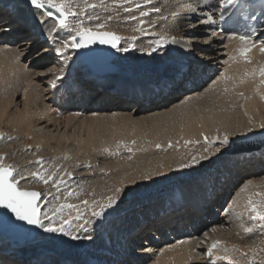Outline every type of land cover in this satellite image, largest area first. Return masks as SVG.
I'll use <instances>...</instances> for the list:
<instances>
[{
    "label": "bare ground",
    "instance_id": "bare-ground-1",
    "mask_svg": "<svg viewBox=\"0 0 264 264\" xmlns=\"http://www.w3.org/2000/svg\"><path fill=\"white\" fill-rule=\"evenodd\" d=\"M0 6L12 7L25 26L45 38V43L39 44V50L32 55L30 46L38 37H22L16 46L11 45L17 39L11 35L16 32L11 30L16 25L8 20L0 22V27L7 28L0 31V133L3 134L0 140H4L1 146L5 150L14 146L23 149L25 160L18 162L22 167L34 160L36 148L51 150L53 141L57 144L53 148L54 155L67 156L71 163L84 158L82 167L74 170L87 180L85 187L78 198L62 204H76L81 210V219H73L67 226L72 233L92 237L72 240L70 236L43 233L40 229H37L40 235L34 234L30 228L25 232L27 240L15 245L0 234V245L9 242L11 253L5 252L9 258L0 254V264H9L12 258H28L24 254L37 259L47 255L63 264H98L101 258L118 251L121 264H212V258L225 254V247L230 250L227 255L239 264H260L264 260V224L250 220L249 214L243 212L249 195L264 193V160L253 161L250 157L256 152L264 153V148H243L241 152L231 149L233 144L264 138V129L259 127L264 123V84L260 83L264 77L259 75V67L264 65V52L260 50L264 42V0H234L231 4L228 0H135V8L128 15L137 19L118 27L128 38L136 37L132 40L135 51L132 55L123 51L116 59L123 62L128 58L131 68L122 67L117 74L114 70L95 76L76 50L66 49L59 59L52 56L57 54L56 48L68 34V30L56 28L53 18L46 17L45 24L39 23L22 0H0ZM153 6L159 11H152ZM140 11H147L148 16L141 17ZM209 14L215 23H198V19ZM141 19L145 21L143 25H139ZM69 21L72 25V19ZM138 25L143 27V34L134 31ZM54 28L56 31H52ZM242 35L250 37L248 43L239 39ZM251 41H255V47ZM123 47L130 49V45ZM246 47L251 50L241 54ZM84 50L90 60L98 62L99 56L102 58L99 47ZM98 65L96 70H103L104 66ZM187 65L192 66V75L201 83L199 89L174 94L176 98L165 107L147 108L155 98L167 97L169 82ZM253 69L257 70L255 75ZM110 70L113 69L110 67ZM90 76L93 80L103 78L107 87L124 95H120V100L102 98L81 79ZM57 77L60 79L53 87L52 81ZM122 79L130 81L134 87L137 83L157 86L164 81L167 84L156 93L140 92L141 109L135 110L139 105L136 103L131 109L117 110L115 106L128 102L129 89L133 88L126 86L127 82ZM142 79L146 82L141 83ZM108 90L109 94L115 92ZM92 99L99 101L96 103L99 109L90 105ZM105 105L109 109H103ZM112 106L115 109L111 110ZM69 127L77 132H71ZM225 133L229 134V144L221 147V151L216 152L219 141L206 145L204 136L210 140L219 136L222 140ZM185 140L191 143L185 145ZM170 141L172 147L168 146ZM206 146L207 153L204 152ZM88 147H93L94 153L89 154ZM128 148L132 151H127ZM98 154L103 156L100 161L96 159ZM198 154L209 158L194 167L179 168L193 155L199 159ZM258 166L262 167L260 172L254 173ZM70 167L68 163L63 170L69 171ZM228 169L229 173L223 177L229 178L225 186L235 185L231 191L224 187L223 196L218 194L219 187L213 189L221 202L212 209L217 214L204 222V228L187 233L182 227L174 236L152 240L148 247L140 244L133 254H121L124 246L134 241L127 238L128 227L155 211L169 210L176 202L186 204L185 208L192 207L190 209L201 206L206 187ZM28 172L31 171L27 169L21 175ZM151 173L159 175L143 179ZM245 184L248 187L241 192ZM20 186L37 192L41 187L47 192L53 189L50 183L44 184L32 177L22 181ZM116 187H122V193L118 204L102 216L105 224L92 220L91 208L95 205H91V201L103 202L105 197L114 194ZM253 199L262 197L253 196ZM83 200H88L91 206L84 205ZM38 204L42 208L41 216L45 212L51 216L56 207V203L47 198L40 199ZM60 213L58 222L68 215H77L75 209L67 208ZM184 213L180 212L176 220L181 221L183 215H180ZM54 221L57 222L56 217ZM173 222H160L159 227L167 229ZM246 227L251 231L246 233ZM214 240L222 243L213 249L210 257L207 249ZM37 259L30 262L48 264ZM110 261L116 263L114 259ZM215 264H230V261L216 259Z\"/></svg>",
    "mask_w": 264,
    "mask_h": 264
},
{
    "label": "snow or ice",
    "instance_id": "snow-or-ice-1",
    "mask_svg": "<svg viewBox=\"0 0 264 264\" xmlns=\"http://www.w3.org/2000/svg\"><path fill=\"white\" fill-rule=\"evenodd\" d=\"M101 5L104 4V0H100ZM228 3H234V0H228ZM22 4L27 8L29 13L33 16L34 20H38L39 23L45 24L46 17L53 18V21L56 25V28L61 30H68L67 38L61 41V46L56 48L57 55H61L66 49H89L91 45L100 44V45H109L112 49H117L118 45H120L121 37L116 33L107 31L106 25L108 21L112 20V16H107L103 21L99 15H88V21H96L94 25L85 26L84 22L79 18L84 15L85 10L80 8L78 11L74 8V0H22ZM89 8H95L97 5L89 4ZM137 8H140V5H136ZM107 10V8H106ZM152 11H159L155 6L152 7ZM124 12H131V8H124ZM139 15L141 17L148 16L147 11H140ZM74 17L78 22V27L73 28L70 24L69 18ZM221 20L224 19L223 16V8H221ZM126 19L136 20V16H128ZM215 23L214 18L211 14L207 15L204 19H198L199 24H208ZM145 23L144 20H139V25H143ZM137 26L134 31H140L142 34L144 33V29ZM194 26V25H193ZM0 31H7L6 27H0ZM52 31H56V29H52ZM133 40L136 39L135 36L132 37ZM242 42L248 43L250 37L248 35H242L239 37ZM173 42H175V38H173ZM252 47H255V41H251ZM159 46V45H158ZM121 51L128 52L129 47H120ZM250 48H244L241 54H244L247 51H250ZM260 50L264 52V42L261 43ZM153 52L156 51V48L152 49ZM51 71V70H50ZM63 71V70H61ZM256 69H253V75L256 74ZM259 75L264 77V65L259 67ZM60 77H57L52 81L53 87L56 86L57 81ZM261 84H264V79L260 81ZM251 123V121H249ZM261 129H264V123L259 126ZM250 132L251 129L249 128ZM203 135V133H201ZM3 137V134L0 133V138ZM9 139H12L9 137ZM204 141L206 145H212L216 141H219L220 147L216 148V152L221 151V147L229 144V134L225 133L223 135L222 140L219 136L212 138L204 136ZM134 143V141H133ZM185 145L191 143V141L185 140ZM195 143H199V141H195ZM169 147H172L171 141L169 142ZM30 147V146H29ZM39 147V146H37ZM157 148H160V145H156ZM127 151L131 152L132 149L128 148ZM204 152H208V147L204 148ZM199 155V154H198ZM68 157L65 156V159ZM208 156L199 155V159H197L196 155H193L191 159L186 163H181L179 165L180 169H186L189 167H194L197 164H200L201 161L208 159ZM131 159V157H129ZM32 161H29V164H32ZM36 165H39L36 171L28 172L27 175H21V172L26 171V169L17 170L11 164H4L3 157H0V209L4 210L8 214L9 220H15L19 222H23L27 226L35 227L37 229L42 230L43 233H60L63 236H70L72 240H80V239H91V235L85 234L83 236L73 234L68 225H70L73 219L79 220L81 219V210L76 204H60L55 210L52 212L50 216L47 212L41 216L42 208L37 203L40 199L45 198L46 196H53L52 192L41 193L37 191H30L22 188L21 182L28 179V177H32L42 181L44 184H48L50 181L52 182V188L56 190L57 193L60 192V185L65 183L63 177L67 175L68 177H72L73 173L64 170L60 173L61 178L55 179L54 177L57 175L55 171L51 174H48L47 169L41 171L43 168L42 158H37L34 162ZM159 173H151L146 174L143 179L147 180L150 176H158ZM248 185L245 184L240 191H246ZM122 193V187H116L113 195H108L104 198V201H97L93 199L91 201V205H95V207L91 208L92 217H102L107 210L112 209L113 206L118 204L120 194ZM67 195H72L71 192L67 193ZM255 197H262L260 200H254ZM55 200H60L59 195L53 196ZM50 203V202H49ZM82 203L86 206H91L88 200H83ZM75 209L77 215L72 217L68 215L57 223L54 221V217L57 216L59 212L63 209ZM243 212L249 214V218L252 221L260 222L264 224V193L255 192L249 195L246 205L243 209ZM244 231L250 232V228H245ZM222 241L214 240L212 244L208 247L207 253L210 257H212L213 249L217 248ZM235 248V246H233ZM229 249L227 247L223 248L224 255H219L212 258V264H215L216 259L220 260H228L230 264H239L238 261L232 260L229 253ZM260 264H264V260L260 261Z\"/></svg>",
    "mask_w": 264,
    "mask_h": 264
},
{
    "label": "rangeland",
    "instance_id": "rangeland-1",
    "mask_svg": "<svg viewBox=\"0 0 264 264\" xmlns=\"http://www.w3.org/2000/svg\"><path fill=\"white\" fill-rule=\"evenodd\" d=\"M134 1L135 0H104V4L101 5L100 0H74V5L73 6H74V8L77 11L80 8H83L85 10L84 15L79 18L80 20H82L84 22L85 26H91V25H94L96 23V21H94V20L93 21H88V19H87L88 15H94V16L95 15H99L101 17L102 21L107 16H109V15L112 16V20L107 22L105 30L114 32V33H116L118 36H120L122 38L121 41H120V45H118V47H121L124 44L125 45H130V49L128 51V54L132 55L133 53H131V52L135 51L134 41H132L133 40V39H131L132 37L128 38V35H126L124 33H121L122 31H119L118 27L120 26V24L122 25V24H124V23H126V22L131 20V19H126V17L129 16L128 15L129 12L126 13V12L123 11V9L124 8H131L133 10L135 8V6H133ZM141 1L142 0H140V2ZM89 4H95V5H97V7L89 8L88 7ZM140 4L139 5L141 7L143 5V2L140 3ZM106 8H107V10H106ZM11 11H12V7H11ZM70 19H72V25L74 26V28L79 26L76 18L70 17ZM141 28H143V27H141ZM118 47H117V49H118ZM117 49H114L115 56H114L113 60L108 62L109 65L112 64V66L114 65L116 67V71L113 72L115 74H117L118 71H121L122 67H125L127 69L131 68V66L129 65L128 58L124 59L123 62H119V61L116 60L119 55L123 54V51H120V48L118 49L119 53H117L116 52ZM36 50L38 51L39 47H36L35 50H32V55L36 54V52H37ZM76 52L78 53L77 50H76ZM114 61L117 62V63H115ZM83 63L86 64L85 61H83ZM82 70L85 71V68H83ZM88 78H92V77H88ZM88 78L82 77L81 79L87 81ZM122 80H124V79H122ZM122 82H127V81L124 80ZM143 82H146V81L142 79L141 83H143ZM124 84H126V86L134 87V84H132L130 81L127 82V83H124ZM150 84H153V83H150ZM142 100H143V98L141 99V101ZM146 101H147V99H146ZM69 129H70L71 132H77V130H74L72 127H69ZM3 142H4V140L1 139L0 140V157H3V163L4 164H11L16 169H21L22 168V169H26V170L28 169V171L29 170L30 171H32V170L36 171L38 168H40V166L36 165L34 162L36 161L37 158H42L43 168H41L40 170L43 171L44 169H47L48 174H51L53 171H55L57 173V175L54 177V180H55V179H60L61 178V176H60L61 171H64L63 169H65L68 166V163L70 164V166L72 168L70 167L68 172H72L73 173L72 177H68L67 175H65L63 177V179L65 180V183L63 185L59 186L60 187V192L59 193H57L54 188L51 191H49V192L53 193V196L59 195L62 200L61 199L60 200H55L53 198V196H46L45 197V198H47V201L52 200V203H56V207L55 208H57L60 204H62V202L65 203V200L67 201V200H70L71 198L74 199V198H78L79 197L78 193H80V191L82 192V190L85 187L84 185H85L87 180L82 178V177H80L81 173L79 175V172L75 171L74 169L77 170L78 167L79 168L82 167V163H83V161H85L84 158L81 159V160H77L76 162L74 161V163H75V165H74V163H71L68 159L61 158L58 155H54L53 148L56 147L57 144H56L55 141H53L51 143V146L53 147L51 150H48V149L40 150L38 148L35 149L36 151L33 150V151L36 152V156H35L34 160L32 161L33 163L32 164L25 163L23 165V167H22V165L20 163L18 164V162H21V160H25L24 158H25V154L26 153H24V150L18 148V146H14L12 149L6 148V150H5L3 148V145L1 146V144ZM30 143H31V141H30ZM263 143H264V138L263 139H260V138L259 139H251V140H248V141L240 142L238 144L237 143L233 144L231 146V149H232V151L233 150L240 151L243 148L244 149H248V150L255 149V148L257 149L258 148L257 146L260 145V144H263ZM1 149H4V150L1 151ZM87 149H88L87 150L88 153L91 150V152L89 154H92V151L94 153V148L93 147H88ZM102 158H103V156L101 154L96 155V159L98 161L102 160ZM89 159H90V156H89ZM64 164H65V166H64ZM71 164H73V165H71ZM80 164H81V166H80ZM76 165H77V167H76ZM36 181H40V180L36 179ZM49 183L52 185L51 181ZM44 188L45 187H41L40 189L39 188L38 189H39V191L41 193H48L47 190H44ZM69 192H71L72 195H67V193H69ZM59 201H60V203H59ZM61 215L62 214L60 212L57 214V216H56V221L57 222H58V219L60 218ZM91 219L92 220H98L103 225L105 224V220H104L103 217H92ZM109 226L110 225H108V227ZM37 234L40 235L41 231L40 232L37 231ZM8 246H9V242L4 241L0 245V249L8 251L7 253L9 254L10 251H9V247ZM135 252L136 251H132V254L135 253ZM51 253L52 252H50L49 255H51Z\"/></svg>",
    "mask_w": 264,
    "mask_h": 264
},
{
    "label": "water",
    "instance_id": "water-1",
    "mask_svg": "<svg viewBox=\"0 0 264 264\" xmlns=\"http://www.w3.org/2000/svg\"><path fill=\"white\" fill-rule=\"evenodd\" d=\"M90 47H99L101 49L100 54L102 55V58L99 56L98 62L88 59L86 56V50L79 49L77 51L79 52L80 57L87 62L95 75H105L115 69V66L108 64V62H110L115 56L114 49H112L109 45H100L98 43L91 45ZM98 64L104 66L102 68L103 70H96ZM110 67L113 70H110ZM262 146H264V143ZM30 228L33 230L34 234L37 233L38 230L35 227L27 226L23 222L9 220L8 214L4 210L0 209V234L10 240L13 244L19 245L25 242L28 238V236L25 235V232Z\"/></svg>",
    "mask_w": 264,
    "mask_h": 264
}]
</instances>
